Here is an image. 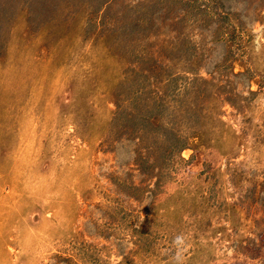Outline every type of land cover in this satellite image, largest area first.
Masks as SVG:
<instances>
[{"label": "rangeland", "instance_id": "rangeland-1", "mask_svg": "<svg viewBox=\"0 0 264 264\" xmlns=\"http://www.w3.org/2000/svg\"><path fill=\"white\" fill-rule=\"evenodd\" d=\"M0 264H264V0H0Z\"/></svg>", "mask_w": 264, "mask_h": 264}, {"label": "clouds", "instance_id": "clouds-1", "mask_svg": "<svg viewBox=\"0 0 264 264\" xmlns=\"http://www.w3.org/2000/svg\"><path fill=\"white\" fill-rule=\"evenodd\" d=\"M178 242H180L179 239H178Z\"/></svg>", "mask_w": 264, "mask_h": 264}]
</instances>
